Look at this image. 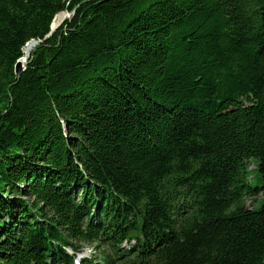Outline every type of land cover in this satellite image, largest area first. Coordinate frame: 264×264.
I'll return each instance as SVG.
<instances>
[{
	"label": "trees",
	"instance_id": "16d2710c",
	"mask_svg": "<svg viewBox=\"0 0 264 264\" xmlns=\"http://www.w3.org/2000/svg\"><path fill=\"white\" fill-rule=\"evenodd\" d=\"M86 244L264 264V0H0V264Z\"/></svg>",
	"mask_w": 264,
	"mask_h": 264
},
{
	"label": "water",
	"instance_id": "95a60500",
	"mask_svg": "<svg viewBox=\"0 0 264 264\" xmlns=\"http://www.w3.org/2000/svg\"><path fill=\"white\" fill-rule=\"evenodd\" d=\"M60 13V12H59ZM58 14V13H57ZM56 14V15H57ZM55 15V16H56ZM57 28V25H55L54 23H53V21H52V23H51V25H50V32L49 33H51L53 30H55ZM30 41H33V43H34V45L37 43V41L35 40V39H32V40H30ZM23 50V49H22ZM29 54H27V56H28ZM27 56H25V57H20L17 61H16V63H15V73H16V75L17 76H19L20 74H21V71L23 70V68H24V66H25V64H26V58H27ZM90 250V249H89ZM76 255H78V260H79V258L80 257H84V258H86L85 256H83V250L81 249ZM92 256V255H91ZM90 258V257H89ZM87 259H88V257H87Z\"/></svg>",
	"mask_w": 264,
	"mask_h": 264
},
{
	"label": "rangeland",
	"instance_id": "374dc122",
	"mask_svg": "<svg viewBox=\"0 0 264 264\" xmlns=\"http://www.w3.org/2000/svg\"><path fill=\"white\" fill-rule=\"evenodd\" d=\"M70 13L67 11H62L58 14V17L55 19V25H59L65 18L69 17ZM254 165H251L250 168H253ZM85 248L83 249V256H91L97 254V250L93 249V246L91 245H85ZM90 249V250H89ZM68 250V249H67ZM96 260H98V257H96Z\"/></svg>",
	"mask_w": 264,
	"mask_h": 264
},
{
	"label": "bare ground",
	"instance_id": "6f19581e",
	"mask_svg": "<svg viewBox=\"0 0 264 264\" xmlns=\"http://www.w3.org/2000/svg\"><path fill=\"white\" fill-rule=\"evenodd\" d=\"M59 14V13H58ZM58 14L54 17L53 23L55 24V19L58 17ZM34 48V43L33 41H28L25 46L23 47V57L27 56V54L30 53V51ZM69 252V251H68Z\"/></svg>",
	"mask_w": 264,
	"mask_h": 264
}]
</instances>
